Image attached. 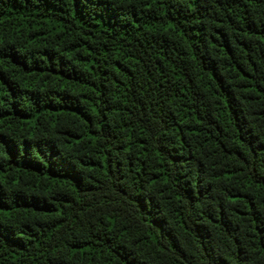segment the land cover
Masks as SVG:
<instances>
[{
    "label": "trees",
    "instance_id": "obj_1",
    "mask_svg": "<svg viewBox=\"0 0 264 264\" xmlns=\"http://www.w3.org/2000/svg\"><path fill=\"white\" fill-rule=\"evenodd\" d=\"M0 264H264V0H0Z\"/></svg>",
    "mask_w": 264,
    "mask_h": 264
}]
</instances>
